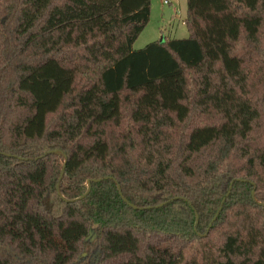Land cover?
<instances>
[{
  "label": "trees",
  "instance_id": "obj_1",
  "mask_svg": "<svg viewBox=\"0 0 264 264\" xmlns=\"http://www.w3.org/2000/svg\"><path fill=\"white\" fill-rule=\"evenodd\" d=\"M151 5L0 0V264H264V0Z\"/></svg>",
  "mask_w": 264,
  "mask_h": 264
},
{
  "label": "rangeland",
  "instance_id": "obj_2",
  "mask_svg": "<svg viewBox=\"0 0 264 264\" xmlns=\"http://www.w3.org/2000/svg\"><path fill=\"white\" fill-rule=\"evenodd\" d=\"M170 5H165L163 0H152L151 19L144 32L140 35L134 45V50L144 49L154 42H164L172 39H187L189 32L184 24L187 17V0H169ZM262 87L259 92L262 93ZM260 98V94H258ZM261 101V99H260ZM97 234L93 232L89 239L93 243H87L83 248L81 258H89L93 254ZM95 255V253L93 254Z\"/></svg>",
  "mask_w": 264,
  "mask_h": 264
},
{
  "label": "water",
  "instance_id": "obj_3",
  "mask_svg": "<svg viewBox=\"0 0 264 264\" xmlns=\"http://www.w3.org/2000/svg\"><path fill=\"white\" fill-rule=\"evenodd\" d=\"M50 154L59 155V156H62V157L64 158V160H65V164H64V169H63V170H65V168H66V166H67V163H68V156H67L63 151H60V150H58V151H52ZM8 156H11V155H8ZM63 175H64V172L62 173L61 179H62ZM95 181H96V180H93V181H89V182H88V187H89V188H88V192H87V193H86L81 199L85 198V197L89 194V192H90V190H91V184H92V182H95ZM232 187H233V185L231 186V189H230L228 195L230 194V192H231V190H232ZM119 190H120V192H121V188H120V187H119ZM58 193H59L60 196H62L60 186H58ZM228 195H227V196H228ZM253 196H255V193H253ZM226 198H227V197H226ZM226 198L224 199L223 203L221 204V207H220V209H219V211H218L216 217L214 218L212 224L217 220L218 216L220 215V212H221V210H222V208H223V205H224V202H225ZM81 199H78V200H81ZM78 200H73V201H70V202H76V201H78ZM124 201L127 202L126 199H124ZM260 205L264 206V204H260ZM131 206H132L134 209H137V210H141V209H142V208H139V207H136V206H133V205H131ZM197 220H198V217H197ZM197 224H198V222H197ZM212 224L210 225V228L212 227ZM92 233H93V232H91V234H92ZM92 241H93V240H92Z\"/></svg>",
  "mask_w": 264,
  "mask_h": 264
},
{
  "label": "built area",
  "instance_id": "obj_4",
  "mask_svg": "<svg viewBox=\"0 0 264 264\" xmlns=\"http://www.w3.org/2000/svg\"><path fill=\"white\" fill-rule=\"evenodd\" d=\"M163 2L165 5H170V3H171L169 0H163Z\"/></svg>",
  "mask_w": 264,
  "mask_h": 264
}]
</instances>
